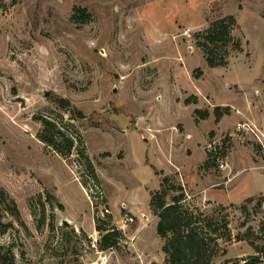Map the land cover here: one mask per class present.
<instances>
[{"label":"rangeland","instance_id":"1","mask_svg":"<svg viewBox=\"0 0 264 264\" xmlns=\"http://www.w3.org/2000/svg\"><path fill=\"white\" fill-rule=\"evenodd\" d=\"M79 8L86 22L72 18ZM226 15L242 50L210 67L198 34ZM216 106L230 108L218 122ZM37 118L75 139L70 155L38 139ZM164 175L214 216L213 264L257 255L241 238L264 235V0H0V223L12 224L0 253L166 264L149 208ZM106 230L121 234L103 250Z\"/></svg>","mask_w":264,"mask_h":264},{"label":"trees","instance_id":"2","mask_svg":"<svg viewBox=\"0 0 264 264\" xmlns=\"http://www.w3.org/2000/svg\"><path fill=\"white\" fill-rule=\"evenodd\" d=\"M72 18L79 22H86L90 18V14L85 9H76ZM238 26L237 19L233 15H226L211 21L209 27L198 34L200 40L198 46L204 53L205 60L210 67L226 66L230 48L241 51L240 43L233 39L231 31ZM230 46V48H229ZM61 103H67L63 99H58ZM57 100V101H58ZM198 98L186 99V103H196ZM64 105V104H63ZM202 118L208 117V112H201ZM82 116L81 112H78ZM230 113L227 106L223 113L221 106L214 108V115L218 122L225 114ZM41 122L42 129L37 134L38 139L44 142L46 146L53 148L62 157H67L77 147L75 139L65 134L59 127L50 120L45 118H37ZM87 167L92 176L97 181L93 165L90 159H87ZM170 176L164 175L160 179L159 189L150 194L149 208L157 216L156 232L163 240L162 250L166 255V264H213L214 251L212 244H218L219 238L210 234L213 226L214 216L202 210L199 207L190 208L185 205L186 193L181 185L172 183ZM83 187L87 185L81 180ZM264 201V197H261ZM254 198H247L242 206V210L247 209V205L252 203ZM93 203V202H92ZM95 204V203H94ZM93 204V206H94ZM62 207V206H61ZM222 208V207H221ZM108 213V210L106 209ZM95 228L98 231L104 230L101 225V219L95 210ZM110 216L107 215V220ZM12 224H1L0 233L7 232ZM226 240H231V232L227 222L223 224ZM264 232V224L262 225ZM101 238L99 246L106 250L115 248L118 245V237L121 234L118 230L108 232ZM242 240H247L255 249L257 255L243 259L244 264H260L264 257V235L257 238L254 233L247 232L242 236ZM259 241L260 243H256ZM9 260L11 262H9ZM0 264H13L12 258L0 253ZM157 264V263H153ZM221 264H233L227 260ZM237 264H241L238 262Z\"/></svg>","mask_w":264,"mask_h":264},{"label":"water","instance_id":"3","mask_svg":"<svg viewBox=\"0 0 264 264\" xmlns=\"http://www.w3.org/2000/svg\"><path fill=\"white\" fill-rule=\"evenodd\" d=\"M45 94L48 95L49 92L46 91ZM62 224H63V225H69V222H68L67 220H63V221H62Z\"/></svg>","mask_w":264,"mask_h":264},{"label":"built area","instance_id":"4","mask_svg":"<svg viewBox=\"0 0 264 264\" xmlns=\"http://www.w3.org/2000/svg\"><path fill=\"white\" fill-rule=\"evenodd\" d=\"M220 166H221L222 168H224V164H221ZM130 220H132V221H133V219H132V218H131Z\"/></svg>","mask_w":264,"mask_h":264}]
</instances>
